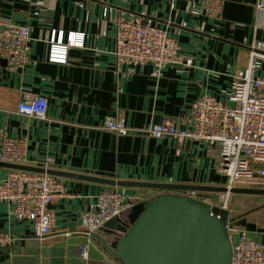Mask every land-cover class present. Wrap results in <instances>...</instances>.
<instances>
[{
	"label": "crops",
	"instance_id": "crops-1",
	"mask_svg": "<svg viewBox=\"0 0 264 264\" xmlns=\"http://www.w3.org/2000/svg\"><path fill=\"white\" fill-rule=\"evenodd\" d=\"M214 1L221 4L218 13ZM262 1L0 0V17L28 27L31 38L24 68L9 69L0 62V146L4 135L26 140L23 166L62 174L225 188L216 147L189 139L182 143L172 137L155 139L139 130L184 116L204 96L229 105L233 76L248 65L249 47L264 40V10L257 9ZM121 12L165 28L179 45L180 55L192 64L169 66L160 77L153 76L150 64L117 70L115 20ZM54 33H62L65 44L71 34L84 35L83 48L70 50L67 64L49 61ZM34 96L47 99L45 120L17 111L20 102ZM107 118L122 120L130 134L105 129ZM10 170L0 162V181ZM52 176L62 183L66 196L52 206L55 221L50 235L37 237L33 223L17 220L13 206L0 202V233L22 238L17 246L0 252V264H121L99 240L83 232L82 215L108 189L129 198L134 206L165 193ZM167 193L200 201L209 198L207 192L184 189ZM130 213L121 219L128 221ZM229 222L264 244V197L232 195ZM101 235L114 240L107 232ZM82 246L87 248L86 259Z\"/></svg>",
	"mask_w": 264,
	"mask_h": 264
},
{
	"label": "built area",
	"instance_id": "built-area-1",
	"mask_svg": "<svg viewBox=\"0 0 264 264\" xmlns=\"http://www.w3.org/2000/svg\"><path fill=\"white\" fill-rule=\"evenodd\" d=\"M215 12L221 10L214 1ZM264 10V1L258 4ZM116 68L152 65L153 76L160 77L165 68L174 65L190 66L192 60L180 55L179 45L168 36L165 28L136 14L121 12L115 20ZM29 28L14 24L0 17V62L9 69H22L29 61ZM84 35L71 34L64 43V36H52L49 61L67 64L72 49L83 48ZM248 65L236 72L229 89V105L204 96L194 102L189 113L152 124L140 133L155 139L176 138L203 142L218 150L219 171L227 183V192L217 201H201L220 212L230 210L233 189L264 190V40L255 41L250 47ZM20 115L45 120L48 102L43 96H34L19 103ZM104 128L120 136H127L131 129L119 118H107ZM27 141L3 136L0 162L12 165L26 163ZM66 196L62 183L46 173L11 169L0 181V202L13 206V215L19 221L34 224L36 236L44 238L53 231L55 221L52 206ZM192 197V196H190ZM134 203L115 190L99 194L94 208L82 217L83 232L90 237L98 233L109 221L122 218ZM220 218V215H216ZM231 245V264H264V244L251 239L247 232L228 222ZM22 238L10 233H0V252L17 246ZM87 248L81 247V256L87 258Z\"/></svg>",
	"mask_w": 264,
	"mask_h": 264
},
{
	"label": "water",
	"instance_id": "water-1",
	"mask_svg": "<svg viewBox=\"0 0 264 264\" xmlns=\"http://www.w3.org/2000/svg\"><path fill=\"white\" fill-rule=\"evenodd\" d=\"M7 165L11 169L84 179L110 186L165 191L136 206L128 221L113 219L93 235L121 264H231L232 251L227 230L229 211L220 212L195 198L167 193L180 189L207 192L209 198L217 201L221 193L227 192L226 188L116 182L43 168ZM230 193L264 197V190L233 189ZM103 232L114 240L109 242L104 239Z\"/></svg>",
	"mask_w": 264,
	"mask_h": 264
},
{
	"label": "rangeland",
	"instance_id": "rangeland-1",
	"mask_svg": "<svg viewBox=\"0 0 264 264\" xmlns=\"http://www.w3.org/2000/svg\"><path fill=\"white\" fill-rule=\"evenodd\" d=\"M255 198H257V197H255ZM254 200H256V199H254ZM137 206H138V205H137ZM134 208H136V205H135V206L129 211V213H130V212L133 213ZM215 209H216V208H215ZM217 210H218V209H217ZM131 213H130V214H131ZM130 214H129V215H130Z\"/></svg>",
	"mask_w": 264,
	"mask_h": 264
}]
</instances>
